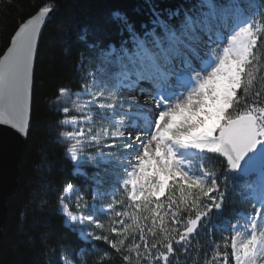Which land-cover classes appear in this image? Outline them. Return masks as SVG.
I'll use <instances>...</instances> for the list:
<instances>
[{
    "label": "snow or ice",
    "instance_id": "snow-or-ice-1",
    "mask_svg": "<svg viewBox=\"0 0 264 264\" xmlns=\"http://www.w3.org/2000/svg\"><path fill=\"white\" fill-rule=\"evenodd\" d=\"M145 3L147 23L113 9L78 34L80 90L61 86L51 103L70 105L59 108L61 123L79 125L62 133L72 141L70 159L103 175L97 172L84 189L62 182L58 207L70 225L91 229L83 239L102 242L123 264H179L174 245L190 253L204 228L212 248L204 264H229L230 257L231 264H264V102L248 103L257 74L264 78L258 55L264 4L190 0L159 9L153 0ZM55 7L46 3L20 23L0 56V125L24 136L37 41ZM233 182L252 211L213 224ZM109 250L96 264H111ZM59 264L73 261L62 255Z\"/></svg>",
    "mask_w": 264,
    "mask_h": 264
},
{
    "label": "trees",
    "instance_id": "trees-1",
    "mask_svg": "<svg viewBox=\"0 0 264 264\" xmlns=\"http://www.w3.org/2000/svg\"><path fill=\"white\" fill-rule=\"evenodd\" d=\"M153 2L159 9H174L188 5L190 0ZM46 3L54 4L58 9L45 27L38 50L31 129L20 163L19 185L8 199L0 264H59L62 255L77 264H96L91 251H94L93 243L96 249L101 242H89L67 226L58 207L57 190L62 182L70 181L84 189L86 185H92L93 176L74 173V166L67 155L69 144L61 137V107L51 101L61 86H70L74 92L79 90L77 65L84 46L78 40V34L85 25L113 9L128 12L138 23H147L148 8L145 0H0V56L9 46L19 24ZM135 8L139 11L133 12ZM254 99L264 102V97L256 98L249 94L248 103ZM212 161L218 171L222 170L220 158L213 157ZM239 187L237 182L230 185L223 215L214 217L212 222L222 224L225 220L231 221L232 214L240 211L233 203V194L239 193ZM199 247L192 239L190 248L195 255ZM81 252L90 253L82 262ZM118 259V255L112 253L111 264L119 263Z\"/></svg>",
    "mask_w": 264,
    "mask_h": 264
},
{
    "label": "rangeland",
    "instance_id": "rangeland-1",
    "mask_svg": "<svg viewBox=\"0 0 264 264\" xmlns=\"http://www.w3.org/2000/svg\"><path fill=\"white\" fill-rule=\"evenodd\" d=\"M257 3L259 4H264V0H257ZM245 7H247V5H245ZM258 55L260 56L261 58V68L264 69V46H262V49L260 50V52L258 53ZM79 80H80V72H79ZM80 90V89H79ZM78 90V91H79ZM78 91H75V92H78ZM259 91L261 93L260 96L264 97V78H261V75L260 74H257V79L256 81H254V85L253 87L250 89V92L249 94H253L255 92ZM74 92V91H73ZM86 99V97L84 98ZM60 107H64V106H70V105H65V104H60L59 105ZM93 111H95L93 109ZM62 114V112H61ZM70 115H77V113L75 112H72ZM64 119V116L62 114V119L61 121ZM60 121V125H61V137H62V140H65L67 141V143L69 144L68 148L71 146L72 144V141L71 140H68L66 139L62 133H66V132H69V131H73L75 127H79V125H72V124H62ZM142 122V121H141ZM85 151H92L91 149H85ZM69 159H70V156L69 154H67ZM71 160V159H70ZM72 162V165L74 166V173L75 174H81L80 171H77V168L79 167L81 169L82 172L84 173H87V175L85 176H94L97 172H100L101 175H103V172H102V168L98 169V168H95L91 165V163H88V164H81L79 166L75 165L74 162L71 160ZM212 164L213 166L216 168L215 166V163L212 161ZM89 168V169H88ZM85 169V170H84ZM86 169H88V171H86ZM75 185V184H74ZM81 188V187H80ZM82 189V188H81ZM232 189V188H231ZM90 195V194H89ZM70 203V209L74 210V206ZM233 203L234 204H237V206L240 208V211L239 212H235L232 214V219L231 221L232 222H235L236 219L238 218V214L243 211L245 213L249 212V211H252V208H251V204L250 202L248 201H242L241 199V196L238 194H233ZM60 212L64 215V221L65 223L72 229H75L76 231H78L79 235L82 237L83 236V233H86L88 231H91V229L89 227H87V225H79V224H76V223H72L71 225L67 222V217H66V214L62 211V208H60ZM107 218H105L106 220ZM243 222V221H241ZM213 224H216L214 222H212ZM81 229H83V232L81 231ZM212 237L215 241L217 242H222V235L219 231L213 229L212 231ZM194 240H196V243L198 245H200L199 249H198V253L195 255L193 253V251H191L190 253H183L181 249L179 248H176V246L174 245V248H175V255L176 257H178L179 259V264H204V261L205 259L207 258H210L211 256V252H212V248H211V245H210V240H209V236H208V229L207 228H204L201 230L200 234L199 235H196L194 236L193 238ZM88 241V240H87ZM90 242V241H89ZM97 243V242H96ZM128 243V242H126ZM105 250H109L108 247L106 245H104L102 242H101V245L100 247L97 248L96 246V250L95 251H91V256L93 258V262L96 263L99 255L101 254L102 251H105ZM111 251V255L112 253L113 254H117L115 253L114 250H109ZM221 251H223V249H221ZM90 253H86V252H81V254L79 255L80 257V260L81 262L82 261H85V259L89 256ZM118 255V262L119 263H112V264H121L123 263L122 262V259L121 257ZM84 262H82L83 264ZM73 264H77L73 261Z\"/></svg>",
    "mask_w": 264,
    "mask_h": 264
},
{
    "label": "water",
    "instance_id": "water-1",
    "mask_svg": "<svg viewBox=\"0 0 264 264\" xmlns=\"http://www.w3.org/2000/svg\"><path fill=\"white\" fill-rule=\"evenodd\" d=\"M57 9L58 6L53 9V11L46 18L45 23L41 26V34L38 37L37 41V50L33 59V85L29 113L30 129L32 120L33 92L38 50L45 27L51 21ZM28 135L24 136L18 133L15 129H12L10 126L0 125V245L3 239V228L5 226L8 213V199L15 194L16 189L19 185L20 163L24 157L27 148Z\"/></svg>",
    "mask_w": 264,
    "mask_h": 264
},
{
    "label": "bare ground",
    "instance_id": "bare-ground-1",
    "mask_svg": "<svg viewBox=\"0 0 264 264\" xmlns=\"http://www.w3.org/2000/svg\"><path fill=\"white\" fill-rule=\"evenodd\" d=\"M133 95H136V96H138V97L141 99V102H143V100H144V97H143V95H142V94H140V93H133Z\"/></svg>",
    "mask_w": 264,
    "mask_h": 264
}]
</instances>
